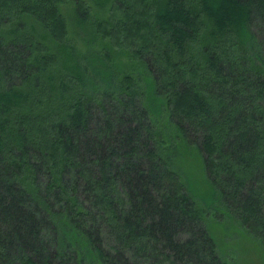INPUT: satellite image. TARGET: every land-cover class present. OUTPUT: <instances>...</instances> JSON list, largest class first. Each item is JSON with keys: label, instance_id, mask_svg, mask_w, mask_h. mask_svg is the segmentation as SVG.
Instances as JSON below:
<instances>
[{"label": "trees", "instance_id": "1", "mask_svg": "<svg viewBox=\"0 0 264 264\" xmlns=\"http://www.w3.org/2000/svg\"><path fill=\"white\" fill-rule=\"evenodd\" d=\"M93 1L0 0V264H231L209 218L264 246V0Z\"/></svg>", "mask_w": 264, "mask_h": 264}, {"label": "rangeland", "instance_id": "2", "mask_svg": "<svg viewBox=\"0 0 264 264\" xmlns=\"http://www.w3.org/2000/svg\"><path fill=\"white\" fill-rule=\"evenodd\" d=\"M84 1L87 2V5L90 7V14L94 18L100 19L108 15L110 8L109 6L101 10L96 6L93 0ZM74 7V3L69 2L62 7V10L67 16L70 24L69 39L79 48V51L81 53H88L89 51L87 50L90 48V50L95 49L99 51H105L106 54L111 53L114 60L110 63L115 64V66L113 65L112 67L114 71H118V68L125 66L126 63L129 64L130 61L127 55H119L118 53H116V49H113L111 46H107L110 44L109 41L103 40L104 43L101 44L100 39L96 40L97 38H94L92 40L94 41V43L92 42V45H88L86 41L85 30L77 26L70 15V11ZM103 45H106L107 47L104 48ZM91 53L92 52H90V55H88L90 58L94 56V54ZM88 60L91 61V59ZM93 65L96 67L97 63L94 62ZM99 66L100 68H102L101 65ZM181 151L182 159H180L179 161V168L181 170L183 168L187 172L190 180H196L194 182V189L192 190L193 193L198 199H208L209 197H211L213 189L205 179L201 158L198 157L194 151H189L186 148H182ZM178 160L179 157L177 159V162ZM190 184L193 185L191 181ZM217 222L218 221L216 218H209V220L207 219L209 229L218 244L219 251L221 252V255L228 260L229 263L264 264V246L259 240L247 233V231H245L240 224L235 225L230 221H220V224Z\"/></svg>", "mask_w": 264, "mask_h": 264}]
</instances>
